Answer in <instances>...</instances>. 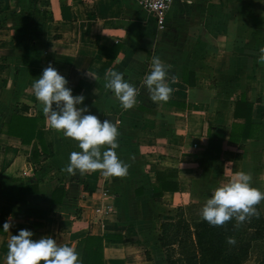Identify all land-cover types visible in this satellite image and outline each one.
Wrapping results in <instances>:
<instances>
[{"label":"crops","instance_id":"crops-1","mask_svg":"<svg viewBox=\"0 0 264 264\" xmlns=\"http://www.w3.org/2000/svg\"><path fill=\"white\" fill-rule=\"evenodd\" d=\"M262 47L264 0H173L161 31L134 0H0V264L20 230L73 248L87 234L109 235L103 264H162L160 222L178 211L192 228L213 191L239 171L264 193ZM154 56L169 66L167 102H153L143 84ZM50 64L73 96H84L77 108L114 118L126 176L103 184L100 171H62L82 150L47 126L32 92ZM109 69L137 88L133 108L105 89ZM12 114L15 128L17 118L37 117L46 156L35 139L4 134ZM107 204L109 213L94 214ZM257 206L264 220V201ZM263 254L264 233L243 264Z\"/></svg>","mask_w":264,"mask_h":264},{"label":"clouds","instance_id":"clouds-1","mask_svg":"<svg viewBox=\"0 0 264 264\" xmlns=\"http://www.w3.org/2000/svg\"><path fill=\"white\" fill-rule=\"evenodd\" d=\"M259 53L258 63L264 64V47L259 49ZM168 68L159 57L152 58L150 72L144 76L143 84L153 102H167L170 98L173 90L167 83ZM105 81V89L114 93L124 110L134 107L138 90L124 79L122 73L109 69L105 73ZM67 83L50 64L32 85L47 126L78 142L82 150L70 154L69 164L62 171L69 175H76L77 171L81 175L100 171L104 177L126 176L128 165L118 158L115 151L119 147L116 122H101L95 115L85 114L87 107L77 108L85 98L83 95L73 96L66 87ZM105 146L106 150L102 151ZM251 179L250 174L239 171L228 183L217 187L200 209L201 218L211 226L222 227L233 218L239 225L252 216H258L255 206L264 201V193L251 186ZM11 227L10 222H5L3 231L9 232ZM32 237L33 233L28 230L12 235L7 245L5 264H80L79 255L73 247L58 246L51 237L38 241ZM227 242L234 244L235 240L229 237Z\"/></svg>","mask_w":264,"mask_h":264},{"label":"trees","instance_id":"trees-1","mask_svg":"<svg viewBox=\"0 0 264 264\" xmlns=\"http://www.w3.org/2000/svg\"><path fill=\"white\" fill-rule=\"evenodd\" d=\"M15 118L13 114L10 116L6 128L2 130L4 134L18 138L22 144H28L25 142L35 139L43 156H46L42 131L36 125L37 117L17 118L23 123H19L16 128ZM32 155L35 157V148ZM157 177L162 176L156 175V181ZM155 188L156 185L151 188L153 196ZM255 207L258 216H252L239 225L233 218L222 227H214L200 220L190 228L181 213L176 211L173 221H162L158 226L157 242L164 264H243L248 259L252 246L260 244L263 239L264 220L258 206ZM229 237L234 238V244L227 242ZM113 238L109 235L87 234L79 239L74 249L79 255L80 264H103V240ZM2 250L3 247L0 248L1 252ZM145 259L150 261L147 253ZM258 264H264V254Z\"/></svg>","mask_w":264,"mask_h":264},{"label":"built area","instance_id":"built-area-1","mask_svg":"<svg viewBox=\"0 0 264 264\" xmlns=\"http://www.w3.org/2000/svg\"><path fill=\"white\" fill-rule=\"evenodd\" d=\"M134 1L140 10L152 16L156 29L158 31H161L165 25V12L173 0H134ZM100 180L104 184L107 182L108 178L102 175L100 176ZM100 196L103 200L109 199V195L107 194V191L104 189L100 190ZM110 208L111 205L107 204L102 207L94 208L93 212L96 215H103L109 213Z\"/></svg>","mask_w":264,"mask_h":264},{"label":"rangeland","instance_id":"rangeland-1","mask_svg":"<svg viewBox=\"0 0 264 264\" xmlns=\"http://www.w3.org/2000/svg\"><path fill=\"white\" fill-rule=\"evenodd\" d=\"M255 246H257V244H254ZM259 245V244H258ZM158 249H160L159 247H158ZM255 252V251H254ZM159 256H158V258H159V260L161 261V263L162 264H164V262H163V256H162V251L160 250L159 251ZM247 264H254V260L251 258L249 261H248V263Z\"/></svg>","mask_w":264,"mask_h":264},{"label":"water","instance_id":"water-1","mask_svg":"<svg viewBox=\"0 0 264 264\" xmlns=\"http://www.w3.org/2000/svg\"><path fill=\"white\" fill-rule=\"evenodd\" d=\"M104 120H109V121H112L114 123V118L111 117V116H105L104 119H103V121Z\"/></svg>","mask_w":264,"mask_h":264}]
</instances>
